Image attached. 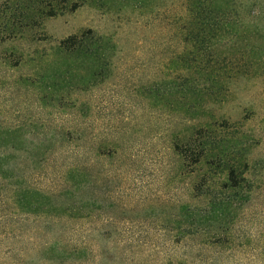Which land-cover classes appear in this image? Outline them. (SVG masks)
<instances>
[{"label": "rangeland", "instance_id": "rangeland-1", "mask_svg": "<svg viewBox=\"0 0 264 264\" xmlns=\"http://www.w3.org/2000/svg\"><path fill=\"white\" fill-rule=\"evenodd\" d=\"M219 1L202 48L190 0H55L52 16L0 0V35L15 31L0 39V264H264V0ZM88 30L92 55L57 49ZM193 51L229 76L193 81ZM203 134L216 143L194 164L180 151ZM219 151L243 165L237 192ZM74 187L83 217L22 201ZM215 198L228 206L211 214ZM56 239L81 256L45 258Z\"/></svg>", "mask_w": 264, "mask_h": 264}, {"label": "trees", "instance_id": "trees-1", "mask_svg": "<svg viewBox=\"0 0 264 264\" xmlns=\"http://www.w3.org/2000/svg\"><path fill=\"white\" fill-rule=\"evenodd\" d=\"M191 5L188 8L189 14L193 17V21H195L200 27H198L196 30L193 28V33H192V40L196 44L199 45V47H206L208 44V41L210 37L213 35V32L219 29V24L220 21H218L215 16V6L219 5L220 1L219 0H190ZM47 9L43 11L44 16H52L55 14L56 9H55V0H48L47 3ZM262 11L260 10L258 13L254 14H259ZM230 10H223L220 12V17L221 16H226L230 14ZM233 13V12H232ZM235 14V12H234ZM27 21V20H26ZM13 26V24H12ZM207 27L209 30H213L212 34L208 37H203L200 34V31ZM14 28V26H13ZM14 29H11L10 32H8L5 35H0V39H5L7 37H12V33H14ZM91 31L88 30L86 32H82L79 34H71L62 39L58 46L57 49L59 51H64L65 53H70L73 54H83L86 55V53H91L87 43L88 42H93V45L96 42L100 43V39L98 37H94V35H87ZM88 41V42H87ZM206 54H201V53H195L194 51L191 53V55L188 56H182V60L186 63L188 70V76L192 75V80L197 81L200 79H223L221 76H229L227 74L230 73V71H218L217 69H214L210 66V61L208 58H206ZM247 71H241L240 73L245 74ZM226 74V75H225ZM193 90L197 93L196 88H193ZM208 127H204L201 129V131H207ZM200 132V131H199ZM214 143L216 141H210L207 140L205 135H202V139H192L190 145L188 146L189 148L187 149L186 153L183 151H180V153L184 157H190V159L193 161V163H198L202 156L205 155V151L208 149H211L214 147ZM219 144V143H218ZM189 152V153H188ZM216 162L223 167L225 171H227V180L224 185H222V190L225 191H234L237 192L241 187L244 185L242 184L243 180V172L241 171V167L243 165L240 164V161L233 160L230 158H225L224 154H222L221 151L219 153H216L215 157ZM245 166V165H244ZM71 173L74 172V169L70 170ZM204 181V183H203ZM207 180L206 179H201V182L197 183L195 185V195L198 197H203L205 196V191L203 187L205 188ZM74 188L68 189L66 193H64V198L68 199H60L57 197V195H53L54 191L47 192V195L44 197L43 201H40L39 199H36L34 197H25V191L23 192V203L25 206H34L36 205L39 210H44V216H47L49 221L51 222H59L61 221L64 217H83V215L79 214V209L76 206L77 200L75 199V193H74ZM70 200V201H69ZM232 200L230 199L226 201L227 204L231 207V209H236V203H232ZM234 202V201H233ZM225 199H218L215 198L212 201V209L211 214L215 213H220L223 212V208L227 207L228 205H224ZM85 216H90L89 214H86ZM214 217V215H213ZM208 214L206 213L203 215L201 212H198L193 218H192V227H193V233H200L204 229L202 227V222L204 219H208ZM190 233V232H189ZM181 236H186L185 233L182 234ZM68 245L64 243L63 241H60L59 239H56L50 243V246L48 248V251L44 253L45 258L48 260H59L61 259H69V258H74V257H79L81 256L78 253V247L72 246L70 247V251H68ZM45 246V245H44ZM47 246V247H48ZM43 247V246H42ZM42 247H39V250L42 251ZM46 247V248H47ZM13 264H19L15 259L13 261Z\"/></svg>", "mask_w": 264, "mask_h": 264}]
</instances>
